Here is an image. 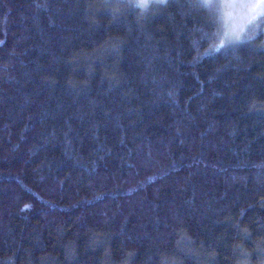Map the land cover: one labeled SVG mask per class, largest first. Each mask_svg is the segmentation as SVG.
I'll use <instances>...</instances> for the list:
<instances>
[{
    "label": "trees",
    "instance_id": "obj_1",
    "mask_svg": "<svg viewBox=\"0 0 264 264\" xmlns=\"http://www.w3.org/2000/svg\"><path fill=\"white\" fill-rule=\"evenodd\" d=\"M128 2L0 0V264H264V23Z\"/></svg>",
    "mask_w": 264,
    "mask_h": 264
},
{
    "label": "snow or ice",
    "instance_id": "obj_2",
    "mask_svg": "<svg viewBox=\"0 0 264 264\" xmlns=\"http://www.w3.org/2000/svg\"><path fill=\"white\" fill-rule=\"evenodd\" d=\"M167 0H135L127 3V7L138 8L142 12ZM197 7L207 8L213 14H219L234 23L223 33V38L216 50L227 44H237L245 39V29L255 22L264 23V0H199Z\"/></svg>",
    "mask_w": 264,
    "mask_h": 264
},
{
    "label": "rangeland",
    "instance_id": "obj_3",
    "mask_svg": "<svg viewBox=\"0 0 264 264\" xmlns=\"http://www.w3.org/2000/svg\"><path fill=\"white\" fill-rule=\"evenodd\" d=\"M233 23H234L233 21H229L226 18H223V24H226L225 25L226 30H228Z\"/></svg>",
    "mask_w": 264,
    "mask_h": 264
}]
</instances>
